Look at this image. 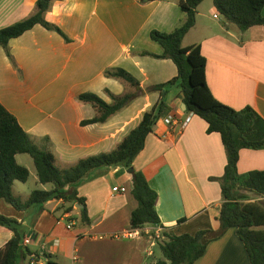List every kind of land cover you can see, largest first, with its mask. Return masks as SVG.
Masks as SVG:
<instances>
[{"label": "crops", "instance_id": "1", "mask_svg": "<svg viewBox=\"0 0 264 264\" xmlns=\"http://www.w3.org/2000/svg\"><path fill=\"white\" fill-rule=\"evenodd\" d=\"M37 1L0 0V30L35 15ZM206 1L183 46H200L207 60V83L218 101L236 110L252 107L264 118V26L242 32L217 12L213 0L209 8H202ZM46 19L59 26L70 42L37 25L10 42L14 62L0 47V103L18 119L32 144L51 150L56 166L64 170L81 159L114 151L160 100V94L147 93L146 88L175 79L176 65L134 52L161 54L151 32L173 31L182 13L179 0H56ZM109 68L129 72L143 91L107 123L82 126L97 111L79 102V95L93 93L111 103L107 91L115 95L128 91L122 81L105 76ZM165 103L168 114L148 137L134 169L143 172L158 193L161 228L177 236L218 231L226 149L218 134L207 133L202 119L183 110L178 86L169 90ZM171 115L178 120L173 125L167 122ZM238 169L240 175L264 170V150H242ZM115 187H126L128 192L114 193ZM77 190L86 200L89 223L81 220L78 204L64 200H52L28 212L0 201V214L23 224L29 241L25 247L39 256L32 263L21 258L18 264H157L165 260L160 245L164 239L155 240L156 225L142 226L138 238H112L131 229V216L138 207L128 169L96 170ZM244 194L251 199L246 202H264L253 193ZM72 222L74 227L68 229ZM12 237V232L0 227V248ZM195 264L251 263L236 229H230L212 241Z\"/></svg>", "mask_w": 264, "mask_h": 264}, {"label": "trees", "instance_id": "2", "mask_svg": "<svg viewBox=\"0 0 264 264\" xmlns=\"http://www.w3.org/2000/svg\"><path fill=\"white\" fill-rule=\"evenodd\" d=\"M55 1L38 0L35 15L0 30V47L5 50L11 62H14V59L10 42L37 25L58 33L66 42H70L59 26L46 19ZM204 1L179 0L182 19L178 27L171 32H151L150 37L162 49L161 54L155 55L144 50L134 52V55L171 60L177 67L178 75L167 83L146 88L147 93L160 94V100L145 112L140 124L114 151L81 159L73 166L60 170L56 166L54 153L51 150L36 148L18 119L0 103V201L17 211L28 212L35 206H44L49 201L64 200L72 205L84 206V209L80 210L81 220L89 223L86 200L79 196L77 185L88 179L96 170L124 167L132 174V193L138 203L131 216V229H140L146 224L160 226L161 220L156 210L158 193L149 185L144 173L134 169L133 164L145 149L146 141L154 133L158 121L168 114L165 97L169 90L178 86L186 112L202 119L207 125V133L218 134L226 149L227 164L221 182L224 203L221 207V227L218 231L206 230L196 235L177 236L163 228L164 241L160 245L165 260H160L157 264H195L205 255L208 245L230 229H236L250 263L264 264V202H246L251 199L244 194V191H247L264 198V170L251 171L242 180L238 169L242 150H264V118L252 107L236 110L218 101L207 83V60L200 46H183L185 37L196 25L198 9ZM213 3L217 12L242 32L256 26H264V0H213ZM105 76L122 81L133 91H126L123 95L107 91L111 103L93 93L79 95V102L90 104L97 111L96 117L83 121L82 126L107 123L134 102L143 91L140 82L124 69L109 68L105 71ZM18 155H29L33 159L39 183L51 185V190H35L27 201L15 195V183H27L31 176L29 169L18 163ZM183 222L184 220L180 221ZM0 227L13 233L12 239L0 248V264H18L21 258H30L32 263L39 258L25 247L26 230L21 222L0 214ZM46 257L50 258L49 255Z\"/></svg>", "mask_w": 264, "mask_h": 264}, {"label": "rangeland", "instance_id": "3", "mask_svg": "<svg viewBox=\"0 0 264 264\" xmlns=\"http://www.w3.org/2000/svg\"><path fill=\"white\" fill-rule=\"evenodd\" d=\"M212 0H207L205 5H203L202 8H206V6L209 8ZM198 17V15H197ZM129 92H132V88H128ZM36 147V146H35ZM37 148V147H36ZM41 149V148H38ZM19 163L23 166H27V168L30 170L31 176L30 179L27 183H20L16 182L14 185V193L15 195L22 199V200H27V198L31 195V193L35 190H44V188L39 184L38 182V176H37V171L36 167L34 164L33 159L29 155H22L20 156ZM245 174H241V179L243 180L246 177ZM19 264H23L22 261L19 262Z\"/></svg>", "mask_w": 264, "mask_h": 264}, {"label": "built area", "instance_id": "4", "mask_svg": "<svg viewBox=\"0 0 264 264\" xmlns=\"http://www.w3.org/2000/svg\"><path fill=\"white\" fill-rule=\"evenodd\" d=\"M215 17L217 18L218 15ZM191 115H193V114H191ZM167 122L170 125H173V124L177 123L178 120L174 116L171 115V116L167 117ZM113 192L119 193V194H125L128 192V189L126 187H115V188H113ZM73 227H74V223L72 222L68 225L67 228L72 229ZM163 231H164L163 228L158 226V231H157V235L155 237V240L163 239L162 235H161ZM142 233H143V230L141 228L140 229H130V230H126L124 232L116 233L112 236V238L115 240H131V239L138 238V237L142 236ZM24 243L28 244L29 241L25 240Z\"/></svg>", "mask_w": 264, "mask_h": 264}, {"label": "water", "instance_id": "5", "mask_svg": "<svg viewBox=\"0 0 264 264\" xmlns=\"http://www.w3.org/2000/svg\"><path fill=\"white\" fill-rule=\"evenodd\" d=\"M143 93H145V92H143ZM183 110L186 111V105L185 104L183 105ZM77 207L84 209V206H82L80 204H78Z\"/></svg>", "mask_w": 264, "mask_h": 264}]
</instances>
